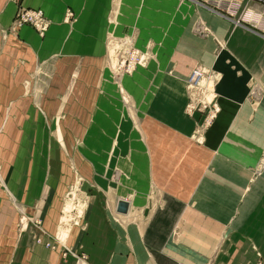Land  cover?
I'll list each match as a JSON object with an SVG mask.
<instances>
[{
    "label": "crops",
    "instance_id": "1",
    "mask_svg": "<svg viewBox=\"0 0 264 264\" xmlns=\"http://www.w3.org/2000/svg\"><path fill=\"white\" fill-rule=\"evenodd\" d=\"M20 6L43 10V36L28 25L10 29ZM107 46L145 54L121 79L134 112H123ZM195 67L210 74L218 107L199 143L191 136L203 115L185 112ZM139 113L141 123L122 127ZM60 131L86 154L58 155ZM122 161L146 166L152 188L138 194L146 201L113 185L121 174L105 164ZM61 162H86L77 177L86 206L62 236L61 204L76 175L58 170ZM177 175L185 185L171 187ZM119 199L126 213L116 211ZM257 257L264 264V0H242L232 16L194 0H0V264Z\"/></svg>",
    "mask_w": 264,
    "mask_h": 264
},
{
    "label": "rangeland",
    "instance_id": "2",
    "mask_svg": "<svg viewBox=\"0 0 264 264\" xmlns=\"http://www.w3.org/2000/svg\"><path fill=\"white\" fill-rule=\"evenodd\" d=\"M68 21H73V17ZM107 48H108L107 68L115 82L118 91H122L121 95H122V100L124 102L123 112H128L131 110H133L134 112V110L138 109V107L131 101L130 97H128L125 91L123 90L121 79L124 77L131 76V74L136 70L138 66H143L145 64L146 62L145 54L141 52L139 49L134 48L133 46H107ZM131 52H136L134 58H131ZM207 81H208V88L206 89ZM211 86L212 84L210 83V79L203 80L200 83V86L196 88H190L189 90L186 86V80H185L187 97L189 96V93H191L193 96L192 103L190 104L192 105V108L188 107V103L190 102V99L189 97L187 98V102L185 105L186 114L191 118H193L194 121L196 114L198 115L199 113L200 116L201 113L203 115L202 120L200 121L201 123L196 122L197 125H195V132L191 136L192 140H194V142L197 143L201 142L200 136L203 130L209 126V124L216 117V114L218 112V107L213 99V96L209 93V91L211 90ZM199 94H202V97H200ZM201 100L203 101L202 103H200ZM140 102L142 103V105H144V100ZM202 104L205 106V108H202L201 106ZM140 109L141 108H139V110ZM124 115H121V119L125 117ZM60 116L61 115H59V118ZM128 118L125 117L122 121L120 119L122 123V127L130 126V123L136 125L137 123H141L143 121V115L140 113L135 115H130L128 116ZM151 122L153 123L154 121L151 120ZM72 140L74 142H72ZM72 140H71V145H68L67 142L69 141V139H67L66 132H62V131L58 132V144L56 147L58 155L60 156L70 155L72 157V155L86 154V147L80 146V142L77 139L75 140V138H73ZM35 150H36L35 153H38L39 147H36ZM128 165L130 164H127L124 161L115 162L111 165L109 163L105 164L106 169L107 167H111V171L114 172L113 176L116 175L117 173L121 174L120 177L122 178H118V180L113 183V185L116 188L122 189L120 191L121 196L125 198H130L132 201H139V199L141 201H146V199L148 198V196H145L146 194L142 192L143 193L142 195H138L139 193H141L140 192L141 189L146 192L147 187L152 188L150 186L149 179L147 178L142 179L143 176H147L146 166L143 165V162L131 164L130 165L131 173H130L128 171ZM55 167H58V170L62 172L64 171L75 172L76 175L75 185L72 184L69 186V188L67 189L68 193L63 196V201L61 204L63 211L60 213V219L62 221L63 226L60 227V236H62L65 233L66 224L75 221L76 215H81L83 211V207L86 206V183L84 189H80L79 185L81 179L77 178L81 172L83 173L86 172V162H66V163L61 162L56 164ZM129 173L132 174V177H134V181L138 182L137 185L135 183H131L130 182L131 179L127 178ZM171 182H172L171 187L174 186L176 188H179V185L180 186L185 185L184 182L180 181L178 175L175 179H172ZM80 191H82L83 193L82 195H79ZM112 191L114 192L115 190ZM139 196L142 197V199ZM254 253H257L255 249H254ZM261 261H262L261 257H257L256 264H261L262 263ZM1 262L2 260H0V263Z\"/></svg>",
    "mask_w": 264,
    "mask_h": 264
},
{
    "label": "built area",
    "instance_id": "3",
    "mask_svg": "<svg viewBox=\"0 0 264 264\" xmlns=\"http://www.w3.org/2000/svg\"><path fill=\"white\" fill-rule=\"evenodd\" d=\"M197 3L215 11L220 14H225L232 16V14L237 10L242 0H194ZM73 17V13L67 9L65 12L66 20H69ZM28 25L32 27L39 36H43L49 27V20L45 16L42 9L39 8H27L20 6L18 7L14 18L12 19L10 29L12 31L17 30L18 28ZM136 52H131V58L135 57ZM211 76L201 67L193 68L187 78H186V86L190 90V88H196L200 86V83L203 80H209ZM208 88V81L206 84V89ZM203 90V89H201ZM200 90V91H201ZM202 97V94H199ZM190 102L188 103V107L192 108V94L189 93ZM203 101L201 100L200 103ZM202 108L205 106L202 104ZM216 111V110H215Z\"/></svg>",
    "mask_w": 264,
    "mask_h": 264
},
{
    "label": "water",
    "instance_id": "4",
    "mask_svg": "<svg viewBox=\"0 0 264 264\" xmlns=\"http://www.w3.org/2000/svg\"><path fill=\"white\" fill-rule=\"evenodd\" d=\"M129 203L126 200L119 199L116 204V211L118 213H126Z\"/></svg>",
    "mask_w": 264,
    "mask_h": 264
}]
</instances>
